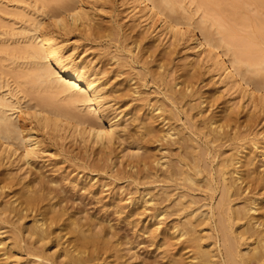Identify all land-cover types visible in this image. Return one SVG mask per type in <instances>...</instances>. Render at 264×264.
Returning <instances> with one entry per match:
<instances>
[{
  "label": "bare ground",
  "instance_id": "bare-ground-1",
  "mask_svg": "<svg viewBox=\"0 0 264 264\" xmlns=\"http://www.w3.org/2000/svg\"><path fill=\"white\" fill-rule=\"evenodd\" d=\"M17 1L21 5V2L25 0ZM45 1L47 5L45 4L41 13L47 15L49 20L57 26V29L68 32L76 28L86 29L88 27L89 29L92 25L93 18L91 19L87 12L85 0ZM126 1H130L131 7L136 11L135 14H140V18L145 21L151 19L155 23H159L162 27L160 32H164L169 37L172 46L176 47L183 40L190 42V44L186 42L187 51L198 55L197 58H200L201 62L207 58L205 64H208V69L212 73L210 76L212 79L216 76L221 78L227 91L229 90L231 93L240 91L242 98H247L252 103H254V93H259L260 99L264 102V66L261 67L262 64L264 65V16L246 17L247 13H245L246 16L243 13L244 16H240L241 13L236 15L237 11H235L236 13L229 11L228 13L231 14L226 16L227 11L230 10V8L226 10L228 1L200 0L202 6L211 15L214 16L217 12H222L219 14V18L211 19V21L214 20L213 22L210 20L207 22L203 17H196L178 0ZM252 1L264 13V0ZM23 4L25 3L23 2ZM23 4L22 6H24ZM18 14L20 13L18 12ZM238 16L239 18H237ZM46 24V21L41 19L26 28L24 33L27 40L26 45L17 48L19 50L17 55L14 52H9L8 48H0V55L3 56L0 59L9 60V62L16 61L20 57L23 60L26 59L31 66L30 72L25 76V82L29 89L33 90L36 87L38 90L37 83H39L38 86L44 85L41 89L43 87L52 89L56 96H60L46 95L37 92V90L36 92L27 90L29 93L31 92L32 96L28 107L32 110L36 123L43 131H50L49 134L61 137L59 139H63L65 136L66 138H77V141L79 140L82 144L98 146L100 150L97 157L90 163L84 160L87 157H75L83 164L72 169L69 168L67 176H64L65 178L70 176V181L75 182V186L72 187L74 190L69 191L71 196H68L67 189L61 184L62 180H58L54 176L49 177L50 175L47 176L44 174L45 172L42 173L37 166H34V159L38 157V152H43L38 147H41L44 141L37 135L35 138L32 131L26 130L19 120L16 121L12 118L13 103L5 95L0 94V164L5 160L6 163L21 162L23 164L19 163L21 166L27 165L31 169L35 168V171L39 170V174L33 175V171L29 172L30 178L23 176L24 179H28L26 182H23L21 176L22 179L18 177L20 181L18 179L17 182L10 180V176H7L8 172L6 176L2 174L4 178L9 177L10 182L4 183V180L0 182V196L1 194L3 196L5 194L6 197L11 195L13 199L9 200V203L4 201L7 205H2L0 208V235L7 232L0 238V264H11L7 261L11 257L7 255L10 250L15 252L25 250L24 253L27 256L40 259L36 264H95L100 257L107 254L115 253V258L123 256L120 254L121 248H117L107 238L110 233L108 226L105 225L100 230H94L97 221H91L93 216L82 215L83 211L81 213L77 207L69 205L74 203L75 198L77 199L74 196L80 191L94 193L95 188L93 187L100 186V184L94 185L96 182H91L95 176L87 184L83 181L89 179L90 173L100 172V169L104 167L107 155L104 149L110 148L122 139L129 140L130 147H132L131 144H136L133 146L135 149L131 150L134 152L131 154L130 151L132 159L127 162L124 173L134 176L133 179L138 183H141L140 180L143 183L146 179H153L150 183L164 184L165 188H160L164 189L163 194L166 195L158 197V192L151 193L150 189L145 188L139 196L131 198L127 194L126 199L125 197L124 199L120 198L126 200L127 205L120 204L122 201H118L115 206L123 209L140 203L142 210H139L138 207V210L132 209L128 214L129 217L133 214H143L149 209V206L151 207L150 220H157L158 223L155 226L164 223L163 229H159L157 226L151 231L154 233L159 231V234L163 236L161 240H164V237L175 235L173 237H177L176 240L181 241V246L176 253L172 251L175 244L173 241L170 243V237L166 238L169 239V243L163 242L164 246L168 247H165L163 252H167V249L172 252L168 256L171 258L168 260L169 264H187V260H184L186 258H183L185 254L189 255L187 257V259L190 258L188 259L189 264H264V214L260 211V214L256 215L259 208L256 207L257 199L248 196L254 191V184H264V169L259 170L261 167L258 166L259 159L262 157L264 159V140L258 139V143L253 138H248L251 145L243 142L238 144L237 141L246 139L245 134L238 131L243 124H237L238 120L232 110L222 109L215 114L210 110L214 100L201 95V93L199 94V106H197L198 114L201 112L204 114L206 109H208L206 112L211 111L210 114H202L203 120L198 123L192 114L188 113V123L182 121L183 124H178L182 125L178 126L181 127L178 129L175 122L181 121L179 108L183 109L181 106L183 100L198 94L195 92L194 86L198 81L195 74L197 72H193L192 66L189 64L185 68L190 66L193 73L190 70L188 72L182 66L187 73L182 70L183 73L179 74L178 79L184 76L185 80H175L173 88H170V94L165 95V100L169 101L168 106H160L158 101L151 103V101L141 98V95H139L140 98L134 97L141 92L139 91L141 86L138 88L139 83H137L139 78L127 75L126 80H128L129 88L133 87L128 90L134 96L127 100L126 92L124 95L123 93L118 94L117 91L119 100L121 98V103L117 102V104L125 106L120 114H123V117L130 115V118H125V121L130 119L135 131L128 130L129 125L126 123L119 131L117 129L120 127L119 124L108 117L109 106L112 104L111 101L104 98L105 92L102 91L105 81L104 84L100 83L98 77L100 72L96 69L93 70L94 68L89 71L87 65L64 57L63 45L61 46L57 41V33L55 36L53 31L46 28ZM240 29L246 33L242 35ZM141 40L134 41V48H131L133 43L128 46L131 48L132 54L142 45ZM142 52L144 51L141 47L139 53L144 56L146 53ZM203 54L205 57L202 56ZM119 56L121 55L118 54ZM170 56L171 53L167 55L171 60L172 56ZM139 57L136 58L139 59ZM154 58L153 61H155ZM169 58L162 57L156 60L160 70L157 73L158 76L153 75L154 77L164 76L161 70L166 72L165 68L168 67ZM146 61L149 63L148 60ZM150 73L152 74V72ZM150 77L153 78V81L154 77ZM180 84L181 86L177 89L176 87ZM252 88L253 91H251ZM116 95L114 94V97ZM116 98L114 100L117 101ZM254 104L256 105V103ZM143 107L147 108L146 114L141 113ZM234 127L236 128L233 129ZM234 130L235 132L232 133ZM234 142H237L236 146L232 147ZM227 147L231 148H229L231 152L226 156L224 150L221 149ZM130 154L128 157H131ZM216 161L217 165L214 167L213 163ZM114 166L111 169H114ZM82 177L85 179L82 182H77ZM78 183L81 184V188L76 191ZM4 189H7L9 195ZM198 192L201 196L203 195L202 198L205 200L208 198L209 202L207 200L204 201L205 203H200L201 201L198 199L201 197L196 195ZM174 195L179 199L172 204L171 207L175 206L171 210L170 204L165 203L164 205V202L170 201L172 199L170 196ZM85 208L84 210H86ZM69 210L78 211L77 214H81L84 218L86 216L85 221L82 220L83 217H81V221L80 218L70 221L72 212ZM172 215L177 218L165 223L166 219ZM28 217L32 218L30 225L26 224L27 221L26 223L23 221ZM4 224H9L11 228L7 227L6 231ZM109 227L112 228V225ZM116 232L115 230L111 234L115 235ZM53 237L59 241L58 245H62L60 249L62 252L58 258H55L57 253H51V255L45 248ZM157 244H160L159 241ZM3 247H6L5 250ZM178 250L181 252L179 256L177 255ZM183 251H186L184 255ZM60 258L61 260H58Z\"/></svg>",
  "mask_w": 264,
  "mask_h": 264
},
{
  "label": "rangeland",
  "instance_id": "rangeland-1",
  "mask_svg": "<svg viewBox=\"0 0 264 264\" xmlns=\"http://www.w3.org/2000/svg\"><path fill=\"white\" fill-rule=\"evenodd\" d=\"M178 1L185 8L192 11L196 17L198 18L203 17L204 19H206L207 22L208 20L211 21V19L215 20V18L216 19L219 18L220 16L219 14L222 13V12L221 13L217 12L218 14L217 15L215 14L216 12L215 11L214 12L215 15L214 16L211 15L202 6L200 0H178ZM226 1L229 2L228 5L225 3L227 6L226 10L230 8V10L227 11L226 16L228 14H231L228 13L229 11H233V12L237 11V13L235 12L236 15H238V13H241L239 14L240 16L242 15V13L245 16L248 14L246 17L259 16V15L260 17L264 16L263 10L252 0H232V3H230L231 0L230 1L226 0ZM23 2L25 4H23ZM23 2H21L20 5V3L17 0H0V20H1L0 48H4V47L6 49L8 48L9 52L11 53L14 52L15 55H17L19 53L18 49L25 46L27 42L24 36L25 29L29 28L33 23L41 19L45 20L47 23L46 28L51 32L53 31L54 35L57 33L56 34L57 36L56 35L55 36L58 39L57 41L61 44V46L63 45L64 57H66L67 59L69 57V59L71 58L77 63H83L84 65H87L89 71L94 68L93 70L96 69V71L100 72V74L98 75L99 81L102 84L105 83L103 85L104 87L101 84V87L104 88L102 92L103 93L105 92L104 98H106V100L111 101L110 103L112 104V106H109L108 117L110 119H113L114 121H116V123L119 124L120 127L117 128L119 131H121V128L123 127V125H125V123L129 125L127 127L128 130H131L133 132L135 131V127L133 123L130 121V119L125 121V118H130V115L123 117V114H120V111L125 106H121L117 104V102L119 103L121 100V98L119 100V95H118L120 93H123L125 95L124 92H126V94H128L129 97L126 98L127 100L130 99L132 96H134L131 95L132 92L128 90L133 88V87L129 88L128 80H126V78H128L129 75L132 76L134 75V78L136 79L139 78L138 79L139 82L137 83L140 84L141 81V84L140 85L138 84V88L141 86L139 91H141L142 94L140 92L136 94V96L134 97H138V98L141 97L144 100L151 101V103H153V101L155 102L158 101V104L160 106H165V105L168 106L169 101L165 100V95L170 94L169 93L171 92L170 88L171 89L173 88L174 82L179 80H185L184 76L178 79L179 74L181 75L183 72L187 73L183 70L184 68L187 69L188 72L189 70L191 72L192 70L193 72L194 71L197 72L195 74L198 77V81L194 86H195V92L196 93L198 92V94H195L193 97H188L183 100L181 106H183L184 110L179 108L181 121L175 122V124H177L176 125L177 127L182 126V125H178L180 123L183 124L182 121L188 120V116H187L188 113H191L194 119L197 120L198 123L202 122L204 117L203 115L210 114L211 111L206 112V110L208 109L205 110L204 114L202 112L198 114L199 108L197 106H199V94L201 93V95H205L209 99L214 100L213 107H211L210 110L214 111L215 114H217L218 111L222 109L232 110V112L236 115V118L238 120L237 124L240 123L243 125L246 124L245 125L246 127L245 126L242 127L243 125H241L240 129H238V131H241V133L243 132L246 135V136L244 135L246 139H244V137L242 136L244 140L237 141L238 144H242L241 142H243L251 145V141L249 140L250 141L249 142L248 138L249 139L253 138L254 141L256 140L258 143H259L258 139L262 141L264 140V109H262L264 108L262 107V105H264V102L260 99L259 93H254L253 102L256 103L255 105L254 103H252V101H249L247 98L243 99L240 91H232V93L229 90L227 91V89H225V86L221 82V78L216 76V78L214 77V79H212V76H210L212 75V73L208 69L207 66L208 64H205L207 58L204 59V62L203 61L201 62L200 58L199 59L197 58L198 55L193 54V52H191L190 50H189L190 52L187 51L188 49L186 46H188L187 43L190 44V42H187L186 40L187 42L186 43L183 40L185 43L182 41L181 43H178L176 47L174 45L172 46L169 37L166 36L164 32L163 33L160 32L162 30V27L159 25V23H155L151 19L145 21L143 18H140L139 16L140 14L139 15L135 14L136 11H134L133 8L131 7L132 4L130 3V1L127 2L126 0H85L87 6V12L90 14V18L91 19L93 18L91 21L92 25H90L89 29L88 27L86 29L76 28L68 32L62 31L59 28L57 29V26L51 20H49L48 16L41 13L43 12V7L45 6V4L47 5V2L45 0H25ZM48 2H50V0ZM22 4L24 6H22ZM230 4H232V7H230ZM1 10L5 14V16L1 12ZM18 12L20 14L17 15ZM237 18H239V16ZM240 18H244V17H240ZM235 20L236 18L234 19V21ZM245 33L246 32L242 30V35H244ZM136 39L137 41L138 39H142L141 40L142 45L140 46V48L142 47V51H144L142 53L143 54L146 53L147 55L146 54H144V56L141 55L140 54L141 52L139 53L140 48L134 50L135 55L130 52V49L134 48L133 46H135L134 41H136ZM131 43H133V45ZM130 45H132L131 48L128 47ZM125 48H128L129 51L128 49ZM144 48H146L147 50L145 51ZM150 51L152 52L149 53ZM117 53L120 54L121 56L118 57ZM136 53L138 54L137 56ZM170 53L172 56V57L170 56L171 60L169 57H167V55ZM151 55L153 56V58L155 57L154 58L155 61H153ZM202 56L205 57V54H203ZM0 57L3 56L0 55ZM113 57L115 58L117 57V59L119 58L120 59L116 61L117 59ZM136 57L137 58L139 57V59H137ZM162 57H165L167 59L169 58L170 61L168 60L169 61L167 64L168 67L166 66L165 68L166 72L165 71L163 72L161 70V73H163L164 76H161L160 78H156L158 76L157 73L160 70V68L157 65L158 62L156 60H159ZM25 60H23V58L21 57L17 58L16 61L13 60V62L12 61L9 62V60L0 59V94L5 95L7 98H9V100H11V103H13L12 105L13 109L11 110L14 114L10 111V113H12V118L16 121L19 120L20 124L23 125L26 130L32 131L33 134H35V138L39 137L42 139V141H44L42 142L43 143L42 146L40 144L41 147H38L39 150L43 152L40 151L38 152L37 154L38 157L34 159V166H37V168H39V170L42 173L45 172L44 174H46L47 176L50 175L49 177L54 176L56 179L62 180L61 184L64 188L67 189L68 191L67 195L71 196L69 191L74 190L72 187L75 186V182L70 181V176L65 178L67 176V170L69 168L72 169L80 164H83L81 161L75 159L76 156L87 157L84 160L87 161L88 163L92 162L93 159L97 157L96 155H98V151L100 150V148H98V146L92 147L89 145H84L81 142H79V140L77 141V138L72 139L70 137L66 138L65 136L63 137V139H59L61 137L58 138L56 135L52 136V134H49L50 131L49 132L43 131L38 126V124L36 123L37 121L33 116L32 110L28 107V105L32 101L31 100L32 96L30 94L31 92L29 93L28 91L31 90L33 92V90H35L34 92H36L37 89L36 87L33 90L31 87H30L31 89H29V86L25 82V76L28 72H30L29 70H31L30 64H28L27 60L26 61ZM146 60H148L149 63ZM188 64L192 66L191 67L192 70L190 69V66H187L185 68V66ZM182 66L184 67L182 68ZM263 66L264 65L262 64L261 67ZM205 69L210 72H207ZM150 72H152V74ZM148 73H150V75H148ZM22 75L24 76V78ZM153 75H155L156 77H154ZM150 76L154 77L153 81H152L153 78H151ZM213 80H215L217 83ZM37 84L39 85V83ZM38 85L37 88L38 87L39 88L37 92H41L46 95L52 94L56 96L54 90L52 92V89L49 90L45 87H43L42 90L41 87L44 85L42 86H38ZM180 86L181 84L176 88L178 89ZM251 91H253V88L251 89ZM113 93L115 95L118 93L115 96L117 97L116 98L117 101L114 100L115 97ZM139 95L141 96L139 97ZM56 97H60V96L57 95ZM112 98L114 101L111 100ZM259 107L262 108L260 109ZM146 109L147 108L143 107L141 113L143 114L144 112V114H146L145 113L147 112ZM73 123L75 124V122ZM247 124L250 125L251 128ZM180 128L181 127H178V129ZM235 128L236 127H234L233 129ZM233 132H235V130L232 131V133ZM250 134L251 136L249 137ZM237 142L232 143V147H235ZM135 145L131 144L132 147H130L129 140L122 139L119 142L115 143L110 148L104 149V151L107 153L105 157L106 163L104 167L100 169V172L90 173V176L88 177L89 179L85 182L83 181V183L87 184V182L89 183V180L95 176L94 180H91V182H96L94 185L100 184V186L93 187L95 188L94 193H89L88 191H84V190L83 192L80 191L74 196L77 197V199L75 198L74 203L69 204V205H74V207H77V210H79L81 213L83 211L84 213H82V215L85 214L87 217L90 215L93 216V217L90 216L92 218L91 221H97L96 226H94V230L97 231L100 230V228H102L105 225L108 226V231L110 233L108 234L107 238H109L117 246V248L120 247L122 250V252H120V254L123 255L122 257L115 258L114 256L115 253H113V255L107 254L100 257L95 264H120V263L121 264H158V263L169 264L170 263L168 260H170L171 258H169L168 256L172 254V252L169 249H167V252L166 251L163 252L165 247H167V245L164 246L163 242L165 241L169 243L168 241L169 239L167 240L166 238H169L170 236L164 237V240L163 239L161 240L163 236L159 234V231L155 233L151 231L152 228H155L157 226H159V229L164 228L163 222L162 225L159 224L155 226L158 223L157 220L154 219L150 220L151 207L149 206L148 207L149 209H147L143 214H133L132 216L129 217L128 214L131 213L132 209L135 208L137 209L138 207L139 210L140 209L142 210V206L140 205V203L135 206L130 205L127 208H123V209H119L117 206H115L118 201H122L121 203L119 202L120 204L127 205L128 202L120 198L124 199L125 197L126 199L127 194H129L128 197L134 198L136 196H139L144 191L145 188L150 189L152 191L151 193L158 192L159 195L158 197H162L166 195L163 194L164 189H162L165 188L163 187L164 184L162 185V183L159 182L157 183L154 182L153 184L150 183V181H152L153 179H146V181L144 180L145 183L144 181L142 183V181L140 180L141 183H138L133 179L134 176H130L124 173L126 171L125 166L127 162L132 159L131 154L134 151L131 150L135 149L133 148V146ZM229 148L230 147H227L221 150H224L225 155L226 154L228 155V153L231 152V150L229 151ZM129 154L131 157H128ZM262 158H260L258 161V166L260 165L259 168L261 167L259 170L264 169V164H263L264 159ZM217 161L213 163L214 167L217 165ZM3 163H6V160L0 164V175H1L0 178L1 179L3 178L2 181L0 182H3V180L4 183L6 182L9 183L10 180L17 181L19 179L18 177L20 176L23 178L24 180L23 182H26L28 180V179L26 180V178H30L31 171H33L32 172L33 175L36 173L39 174L38 172L39 170H36L37 171L36 172L35 168L31 169L30 166L27 165L21 166L23 165L21 162H19L21 163V165L17 162H16L17 165L14 164V162H10L14 165L8 162L9 164L6 163L7 166L3 165ZM113 165H115L114 169H111ZM19 167H21L22 169L21 168L19 169ZM7 172H8L7 176H10V180L9 177L4 178ZM2 174L5 175L3 176ZM23 176L26 178L24 179ZM21 177L20 179H22ZM71 178L73 177L71 176ZM20 179L18 181H20ZM84 179L85 177H82V179L80 180L78 179L77 182H82V180ZM147 180L149 183L147 182ZM101 184H105L107 186L103 187ZM80 188H81V184L78 183L76 185L75 190L77 191ZM254 188L255 189H253L254 191L252 192V194L251 195L249 194L248 196L255 197L257 199L256 207L257 208L259 207L260 209L258 208L259 212L257 211L256 215L260 214V211L261 213L264 214V184L256 183L254 184ZM4 190L5 192L7 191V189ZM6 193H8L9 195L8 191ZM196 195L199 196L200 195L199 192L196 193ZM1 196H0L1 197L0 208H2V205L3 206L7 205V203L4 201H8L9 203L10 202L9 200L13 199L11 195H9V197H6L5 194L4 196L3 194H1ZM170 197L172 199L170 201L166 200L164 202V205L165 203H167V205L170 204L169 206L171 207L172 204H174V202H177L179 198L176 197V195ZM174 197H176V199H173ZM199 197L197 198H199L198 200L201 201L200 203H203L204 201L208 200L207 197L206 200L202 198L203 195L202 196L200 195ZM2 202L6 204L4 205ZM207 202H209V200ZM84 207H86L85 209L87 211L84 210ZM173 207H171L170 209L172 210ZM81 208L83 209L81 210ZM71 212H72L71 213L72 218H70V221H74L76 218L78 219L80 218L81 221V217H83L82 220L85 221L86 216L84 218V216H81V214H77L79 212L75 210H72ZM65 217L67 218V216ZM30 218L31 217H28V219H24L23 220L25 221L24 223H26L27 221L26 224L30 225L29 223H31L32 221V218L31 219ZM175 218H177V216L172 215L171 217H168V219H166L165 223ZM4 225H6L5 228L6 231L8 228L9 229L11 228L9 224H4ZM110 225H112V228L109 227ZM115 230L117 232L115 233V235L114 234L112 235L111 233H114ZM4 234L6 235L7 232ZM4 234L0 235V238ZM173 236L170 237V243H172L173 241V244H175V248H173L172 251L173 253H176L177 249L181 246V241L180 240L177 241L176 240L177 237L174 238ZM51 240L50 242H48V244L45 247L47 248L46 251H48L50 254L57 253L56 257L54 255L53 256L55 258H58L59 254L62 252L60 250L62 245H58L59 241L56 240L54 237ZM158 241L162 246L160 244L159 245L157 244ZM5 248L6 247H3V250H5ZM168 250L171 253H169ZM24 251L22 250L21 251L22 253L20 251L15 252L14 250L8 251L7 255L8 257L10 256L11 257L7 261H9L11 264H29V263L36 264L37 262H39L40 259H37L32 256H27L26 253H24ZM185 252L186 251H183V255ZM180 253H181L180 250H178L177 255L179 256ZM188 256L189 255L185 254L183 257L186 258L184 260H187L186 261L187 264H189L188 259H190V258L187 259ZM58 260H61V258Z\"/></svg>",
  "mask_w": 264,
  "mask_h": 264
}]
</instances>
